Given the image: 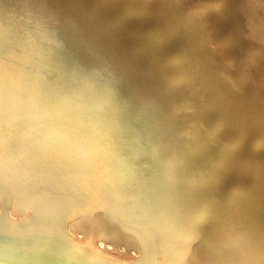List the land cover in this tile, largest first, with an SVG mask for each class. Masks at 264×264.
I'll return each instance as SVG.
<instances>
[{"label":"bare ground","instance_id":"bare-ground-1","mask_svg":"<svg viewBox=\"0 0 264 264\" xmlns=\"http://www.w3.org/2000/svg\"><path fill=\"white\" fill-rule=\"evenodd\" d=\"M257 199L264 0H0V242L190 264Z\"/></svg>","mask_w":264,"mask_h":264},{"label":"clouds","instance_id":"clouds-1","mask_svg":"<svg viewBox=\"0 0 264 264\" xmlns=\"http://www.w3.org/2000/svg\"><path fill=\"white\" fill-rule=\"evenodd\" d=\"M203 252L190 264H264V236L255 226H233L215 234L203 236Z\"/></svg>","mask_w":264,"mask_h":264},{"label":"water","instance_id":"water-1","mask_svg":"<svg viewBox=\"0 0 264 264\" xmlns=\"http://www.w3.org/2000/svg\"><path fill=\"white\" fill-rule=\"evenodd\" d=\"M49 244V243H48ZM0 264H125L103 255L0 242Z\"/></svg>","mask_w":264,"mask_h":264},{"label":"rangeland","instance_id":"rangeland-1","mask_svg":"<svg viewBox=\"0 0 264 264\" xmlns=\"http://www.w3.org/2000/svg\"><path fill=\"white\" fill-rule=\"evenodd\" d=\"M230 5V4H229ZM231 6V5H230ZM59 38H61V36L59 37ZM227 55H228V53H227ZM60 58V57H59ZM61 59V58H60ZM131 201V200H130ZM129 204L130 205H132V203H130L129 202ZM253 207H254V209H257V213H258V215H259V219L261 218V216L262 217H264V204L261 202V201H259L258 199L257 200H254L253 201ZM128 209L131 211L133 208H132V206H128ZM101 209H96L95 211H100ZM114 212V211H113ZM113 215H114V217H116L115 216V214L114 213H112ZM116 219L117 220H112L111 222H112V224L113 225H115V224H119L120 225V221L118 220V218L116 217ZM262 219V218H261ZM121 223H122V221H121ZM264 223V222H263ZM111 224V223H110ZM123 224V223H122ZM124 225V224H123ZM264 226V225H263ZM111 228H109V229H106V232L107 233H110L111 232ZM42 241H47V240H42ZM104 245H106L107 247H112V245L111 244H109V243H106V244H104ZM131 249V253L132 254H134V255H138V253L136 252V250L134 251V249H132V248H130ZM129 249V250H130ZM134 252V253H133Z\"/></svg>","mask_w":264,"mask_h":264}]
</instances>
